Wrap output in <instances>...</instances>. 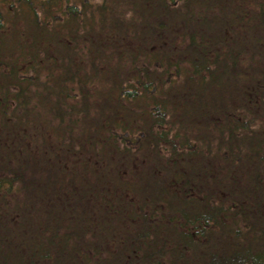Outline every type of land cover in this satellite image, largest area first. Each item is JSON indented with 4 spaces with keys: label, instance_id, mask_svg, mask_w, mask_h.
<instances>
[{
    "label": "trees",
    "instance_id": "obj_1",
    "mask_svg": "<svg viewBox=\"0 0 264 264\" xmlns=\"http://www.w3.org/2000/svg\"><path fill=\"white\" fill-rule=\"evenodd\" d=\"M0 0V264H264V0Z\"/></svg>",
    "mask_w": 264,
    "mask_h": 264
},
{
    "label": "rangeland",
    "instance_id": "obj_2",
    "mask_svg": "<svg viewBox=\"0 0 264 264\" xmlns=\"http://www.w3.org/2000/svg\"><path fill=\"white\" fill-rule=\"evenodd\" d=\"M100 2L101 0H87V5L89 9L92 11L96 9L95 6L98 5Z\"/></svg>",
    "mask_w": 264,
    "mask_h": 264
}]
</instances>
